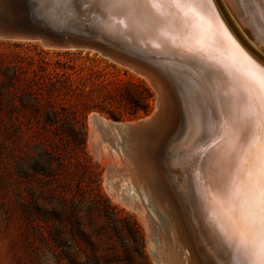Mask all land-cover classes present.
I'll return each mask as SVG.
<instances>
[{
  "label": "bare ground",
  "instance_id": "6f19581e",
  "mask_svg": "<svg viewBox=\"0 0 264 264\" xmlns=\"http://www.w3.org/2000/svg\"><path fill=\"white\" fill-rule=\"evenodd\" d=\"M8 1L0 5L12 16ZM86 1L92 6L81 9L88 35L100 30L138 46L161 72L154 75L122 62L153 84L157 106L136 122L104 124L119 148L109 165L129 181L145 217L160 221L156 263L230 264L233 253L222 232L231 235L234 220L215 198L247 159L249 187L242 211L258 222L264 157L259 151L249 155L248 141L259 131L243 118V100L254 89L250 73L264 68V0L148 5L133 23L110 15L98 0ZM120 20L124 23H116Z\"/></svg>",
  "mask_w": 264,
  "mask_h": 264
},
{
  "label": "rangeland",
  "instance_id": "374dc122",
  "mask_svg": "<svg viewBox=\"0 0 264 264\" xmlns=\"http://www.w3.org/2000/svg\"><path fill=\"white\" fill-rule=\"evenodd\" d=\"M156 106L144 74L97 49L0 35V264H157L160 221L109 165L104 129Z\"/></svg>",
  "mask_w": 264,
  "mask_h": 264
},
{
  "label": "snow or ice",
  "instance_id": "6c2138e0",
  "mask_svg": "<svg viewBox=\"0 0 264 264\" xmlns=\"http://www.w3.org/2000/svg\"><path fill=\"white\" fill-rule=\"evenodd\" d=\"M44 0H41L43 3ZM67 4L68 0H60ZM105 11L110 15L124 16L129 23L135 21L136 13L142 7H153L163 4L182 5L190 0H98ZM200 2V0H197ZM210 2V0H209ZM116 23H124L123 20ZM250 79L254 89L243 100V118L251 125L258 126L259 136L252 137L248 141L249 155L259 151L264 157V68L258 73H250ZM245 167L237 165L225 180L224 186L215 198V202L226 213H230L234 220V232L231 235L224 234V243L232 250L230 264H264V159L260 168L261 189L259 194V220L253 222L252 213L242 211V204L248 195V163L244 160Z\"/></svg>",
  "mask_w": 264,
  "mask_h": 264
},
{
  "label": "water",
  "instance_id": "95a60500",
  "mask_svg": "<svg viewBox=\"0 0 264 264\" xmlns=\"http://www.w3.org/2000/svg\"><path fill=\"white\" fill-rule=\"evenodd\" d=\"M83 1L68 0L63 4L60 0H44L43 3L41 0H9L12 16H7L0 5V35L37 38L48 45L88 46L154 75L161 74L138 46L110 39L100 30L88 35L89 21L81 9L92 6ZM111 41L117 44L112 45Z\"/></svg>",
  "mask_w": 264,
  "mask_h": 264
},
{
  "label": "trees",
  "instance_id": "16d2710c",
  "mask_svg": "<svg viewBox=\"0 0 264 264\" xmlns=\"http://www.w3.org/2000/svg\"><path fill=\"white\" fill-rule=\"evenodd\" d=\"M139 86V85H138ZM138 88H141V90H140V92H141V94H142V96H143V101H145V103L143 102L142 104H140L141 106V108L140 109H142L144 112H148L149 111V108H148V100L150 99L149 97H151V94H150V92L148 91V89L144 86V85H140ZM138 108H136V107H129V110H128V115H127V117L128 118H134V117H136V115L138 114V110H137ZM120 118H123V117H120Z\"/></svg>",
  "mask_w": 264,
  "mask_h": 264
}]
</instances>
